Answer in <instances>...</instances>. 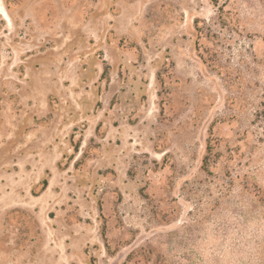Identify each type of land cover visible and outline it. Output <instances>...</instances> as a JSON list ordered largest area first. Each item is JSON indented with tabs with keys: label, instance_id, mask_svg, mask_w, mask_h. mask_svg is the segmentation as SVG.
<instances>
[{
	"label": "rangeland",
	"instance_id": "1",
	"mask_svg": "<svg viewBox=\"0 0 264 264\" xmlns=\"http://www.w3.org/2000/svg\"><path fill=\"white\" fill-rule=\"evenodd\" d=\"M0 264H264V0H0Z\"/></svg>",
	"mask_w": 264,
	"mask_h": 264
},
{
	"label": "trees",
	"instance_id": "2",
	"mask_svg": "<svg viewBox=\"0 0 264 264\" xmlns=\"http://www.w3.org/2000/svg\"><path fill=\"white\" fill-rule=\"evenodd\" d=\"M212 150H213V147L208 142V146H207V156L204 158V161H203V163H204L203 168L205 170L208 169V166H209V163H210L209 157L211 155ZM47 186H48V182H47V180H44L42 182V189L45 190L47 188Z\"/></svg>",
	"mask_w": 264,
	"mask_h": 264
}]
</instances>
